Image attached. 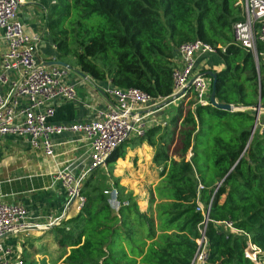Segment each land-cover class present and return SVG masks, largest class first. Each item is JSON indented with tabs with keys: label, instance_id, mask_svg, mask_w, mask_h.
I'll list each match as a JSON object with an SVG mask.
<instances>
[{
	"label": "trees",
	"instance_id": "1",
	"mask_svg": "<svg viewBox=\"0 0 264 264\" xmlns=\"http://www.w3.org/2000/svg\"><path fill=\"white\" fill-rule=\"evenodd\" d=\"M237 1L50 0L43 19L57 59L73 55L83 76L166 99L173 93L178 47L199 40L216 50L199 61L212 55L223 61L214 72L216 101L243 109L210 104L181 112L173 122L182 120L178 160L169 156L172 141L161 128L136 139L156 148L153 163L163 168L157 217L132 202L113 211L99 187V171L89 172L80 191L83 208L53 230L62 264H191L205 222L199 204L210 207L206 264H255L245 256L249 240L264 264V131L252 133L254 109L259 103L264 108V62L259 57L258 73L254 54L234 43L233 25L243 20ZM212 88L211 80L210 93ZM135 146L123 143L107 164L125 159ZM225 221L245 235L225 231L219 224Z\"/></svg>",
	"mask_w": 264,
	"mask_h": 264
},
{
	"label": "built area",
	"instance_id": "2",
	"mask_svg": "<svg viewBox=\"0 0 264 264\" xmlns=\"http://www.w3.org/2000/svg\"><path fill=\"white\" fill-rule=\"evenodd\" d=\"M28 0H0V140L14 137L27 143L35 152H42L53 157V137L64 134L82 135L91 146L92 170L106 166L110 156L125 142L132 138L142 139L148 131L147 118L144 113L154 107L165 104L169 99L179 95L178 100H185L191 94L196 106H207L211 102V78L195 73L200 57L214 54L216 50L202 41L181 44L175 57L173 69V93L166 99H154L138 89H118L109 87L108 95L113 98L97 119L77 124H53L55 103L58 100L74 101L76 86L65 81L68 69L50 66L38 62L41 34H27L20 19L21 8ZM236 6L241 8L243 20L233 25L234 43L250 52L255 59L264 62V0H238ZM262 46L258 53L257 45ZM221 48V47H219ZM259 73V66L257 67ZM191 84V85H190ZM177 100V101H178ZM176 102V101H175ZM256 112L255 131H264L261 120L262 108ZM254 131V133H255ZM189 159L191 153L189 152ZM55 179L67 190L69 202L76 197L75 206L80 211L85 199L81 197V179H76L67 170L56 173ZM204 187L199 185V190ZM113 211L119 212L122 207L131 205L130 201L120 200L119 192L113 185L103 190ZM205 218L200 231L198 247L191 264H206L209 258V247L206 239V227L209 222L210 207L199 204L197 208ZM29 211L18 204H7L0 199V264H24V260L13 258L11 249L4 244L5 238L12 235L26 234L34 230H48L59 225L61 218L44 225H35ZM233 235H245L231 221L219 223ZM260 250L250 240L245 256L255 264Z\"/></svg>",
	"mask_w": 264,
	"mask_h": 264
},
{
	"label": "crops",
	"instance_id": "3",
	"mask_svg": "<svg viewBox=\"0 0 264 264\" xmlns=\"http://www.w3.org/2000/svg\"><path fill=\"white\" fill-rule=\"evenodd\" d=\"M49 3L50 0H28L20 11V19L24 24L25 32L30 35L41 34L42 36L38 62L43 65L51 62H60L57 59V49L51 42L44 25L43 16ZM1 52L2 48L0 47ZM211 64V59L204 62V64H200L198 60L195 73L204 74V70H210L213 73L221 71L217 70L216 65ZM84 79L87 82L74 75L72 76V74L70 75L68 71L65 81L69 85L76 86V98L74 101L58 100L55 103L56 114L51 120L53 124L71 125L97 119L98 115L109 104L113 103V98L107 93V89L111 87L110 81L98 82L90 77L88 78V76H84ZM191 95L185 100H180L183 101L181 105L185 106L187 101L191 99ZM209 95L211 97V93ZM178 102H174L173 105ZM167 106L166 104L156 106L146 110L144 113H151L147 118L148 131L154 128H161V134L167 133L169 135L167 142H170L174 139V124L169 128L168 121H164ZM261 118L262 122H264V111L261 113ZM181 122L182 120H179L178 124H181ZM165 128L167 129L163 130ZM136 139L138 138L130 139L136 146L127 150L125 159H121L113 165L115 168V182L102 176L103 183L99 187L102 190L111 185L115 186L118 191H122L124 201L137 203L138 207L143 205V207H139L141 213L157 217L156 206L160 203L157 188L162 180L160 172L163 168H158L153 163L156 148L145 142L138 144ZM52 141L55 154L53 157H47L42 152L31 150L27 143L21 139L8 137L0 140V199L7 204H18L25 207L29 211L33 224L40 226L47 225L58 218H61V220L59 225L56 226H62L68 220L75 218L80 212L75 203L72 207H68L69 197L67 190L61 182L55 179L56 173L61 170H67L74 178H83L84 180L91 166V146L82 135L64 134L53 137ZM171 144L169 146V156L174 160H178L171 151ZM15 145L22 146L23 150L18 152V154H14L13 151L12 153L10 152L9 146ZM121 164H124L125 168H121ZM137 168L140 169L136 172ZM11 169L12 173L10 172ZM105 169H107V165ZM117 184H119V188ZM142 190L145 192L153 190V195L156 196L153 210L152 204L137 202V195ZM56 226H52L48 230L31 231L29 236L25 235L27 240L21 234L8 236L7 238L9 239L5 238L7 240H5L4 244L11 249L14 259L19 257L23 259L27 255L24 245L27 243L26 241L33 238L32 235H35L36 238L34 239L38 238L37 241L39 242L49 238L54 243L53 251L45 254L44 251L36 250L35 255L41 254L44 257L39 264H43V260L47 256L50 257L52 264H62L65 256H63V252L55 240L53 230ZM29 243L32 246L34 242L30 241Z\"/></svg>",
	"mask_w": 264,
	"mask_h": 264
},
{
	"label": "rangeland",
	"instance_id": "4",
	"mask_svg": "<svg viewBox=\"0 0 264 264\" xmlns=\"http://www.w3.org/2000/svg\"><path fill=\"white\" fill-rule=\"evenodd\" d=\"M215 56H218V55H212V56H206V57H204L203 59L205 61H200V64H204V62H206L207 60L209 61L211 59V61L213 63L214 62L217 63L216 64L217 70L218 69L219 70H222L223 69V61H222L221 58H215ZM62 62L65 63V64H67L70 67V69H68L70 75L72 74V76L74 75L77 78L83 80L84 82H87V81H85L84 76L82 74H80L77 60H76V58L73 55H69L68 57H65L62 60ZM178 101L179 102L176 105H173V103H172V104H170V105L167 106L168 108H167V112L165 113L166 116L164 117V121H168L169 128L172 127L173 122H174V119L178 116L179 109H180V112H182V115L183 116H185L186 113L189 110L194 109L193 106L195 104V101H194L193 96H191V99L189 101H187V104L185 106L184 105H181L183 101H180V100H178ZM180 125H181L180 123L178 124V126L177 125L176 126L174 125V128H173V131H174V139H172V144H171V151H172V153L175 154V156H176L177 159H178V157L180 155V152H181V149H182V145H181V141H180V136H179L180 135V130H181ZM166 129L167 128H165L163 130H166ZM136 141L138 142V140H136ZM9 147H10V152L12 153V151H13L14 154L15 153L18 154V152H21L23 150L22 149V146H20V145L9 146ZM187 156H189V153L187 154ZM187 159H188V157H187ZM106 165H107V169H105L106 166L105 167H101L100 169H96L100 173L99 184L103 183L102 176L104 178H107V179L110 178L112 182H115V180H116V177L114 176V170H115L114 166L113 165H109V164H106ZM120 166H121V168H125L124 167V164H121ZM12 169L10 170L11 173L13 172ZM138 169H140V168H137L136 169V172L138 171ZM123 170H125V169H123ZM125 173H126V171H125ZM125 173H124V175H125ZM86 175H88V174H86ZM11 176H12V174H11ZM82 184H83V181H82ZM82 184L80 185V188H82ZM102 190H105V189H102ZM153 198L154 199L156 198V196L153 195V190L151 192H145V191L142 190L137 195V202L147 203L148 205L152 204L151 207H152V210H153L154 209V205H155L154 203L156 201V199H155L154 203H152V199ZM140 206L143 207V205H139V207ZM25 235L26 234H21V236L24 237V238H25ZM32 236H33V238L31 240H29V241H26L27 243H25V245H24V247L27 248V249L25 248V252L27 253V255H25L23 259H24L25 263L26 262H34L36 264H39V263L42 262V259L44 257L41 254L38 255V256L35 255V251L36 250L37 251H41V252L44 251L45 254H49V253H51L53 251L52 248L54 247V243L49 238L48 239H45V240H42V241L39 242V241H37L38 238L37 239H34V238H36L35 235H32ZM7 239H9V238H7ZM7 239H5V240H7ZM5 240H4V243H5ZM30 241H33L34 242L32 246H31L30 243H29L30 246H28L29 245L28 242H30ZM45 260H46L45 261L46 263L52 264L51 261H50V257L49 256H47L45 258Z\"/></svg>",
	"mask_w": 264,
	"mask_h": 264
},
{
	"label": "water",
	"instance_id": "5",
	"mask_svg": "<svg viewBox=\"0 0 264 264\" xmlns=\"http://www.w3.org/2000/svg\"><path fill=\"white\" fill-rule=\"evenodd\" d=\"M255 62H256V65L257 67L259 66V62H258V59H255ZM60 66V67H64V68H67V69H70V67L63 63V62H51V63H47L45 64L46 67H50V66ZM204 76L206 77H209L212 79L213 81V88H212V92H211V97H210V102H211V105L214 106L215 108H218V109H221L223 111H229V112H236V111H242L243 109L241 108H236L234 106H231V105H224V104H219L217 101H216V93H215V84H216V74L213 73V72H207V73H204ZM191 85V84H190ZM179 95L173 97L172 99H169L165 104L166 106L167 105H170L172 103H174L175 101H177L179 99ZM258 108H262L264 109L262 106H261V103L258 104L257 106V109ZM254 131H255V126L253 128V131L252 133L254 134ZM76 201V197H73L70 202H69V205L68 207H72L74 205Z\"/></svg>",
	"mask_w": 264,
	"mask_h": 264
}]
</instances>
